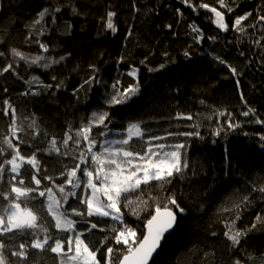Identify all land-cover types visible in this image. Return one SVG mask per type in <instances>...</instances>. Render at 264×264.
I'll list each match as a JSON object with an SVG mask.
<instances>
[{
    "label": "trees",
    "instance_id": "obj_1",
    "mask_svg": "<svg viewBox=\"0 0 264 264\" xmlns=\"http://www.w3.org/2000/svg\"><path fill=\"white\" fill-rule=\"evenodd\" d=\"M192 2L200 3L201 0ZM203 2L218 7L216 0ZM236 2L240 7L233 16L226 15V21L231 25L234 16L252 12L253 16L244 22V33L219 30L208 18L212 16L210 12L199 9L197 14L186 8L181 0H0V52L4 53L0 57V69L8 63H12L15 69L0 75V147L6 148L3 137L8 135V126L12 122L11 114L3 115L5 99L16 108V123L22 129L17 131L20 140L14 139L13 143L20 144L21 154L25 157L35 153L41 175L54 176L57 184L64 182L60 172L79 163V155L87 147L81 140L79 146L70 141L66 148L63 145L64 133L71 129L70 134L75 139L76 129L86 125L94 111L106 110L111 116L108 129L93 127L92 136L97 141L94 151L100 150V144L109 141V137L125 135L129 123H139L145 133L143 140L133 138L131 143L137 149L153 134L163 137L169 132L197 130L202 139L172 136L160 141L166 144L187 143V148L182 151L188 168L163 188L142 185L145 188L143 199L148 200L151 207L147 211L137 208V218L132 214V208H136L140 201L136 200L137 194H133L131 207L124 208L121 204L125 221L138 234L144 233L149 213L154 212L156 206L149 200V195L156 197L161 206L167 202L166 197L174 195L185 211L179 213L175 206L169 205L178 213L179 222L174 232L162 242L151 264H229L230 260L237 258L244 259L246 264H264L261 255L264 254V225H258L257 230L243 239L242 248L235 253L228 247L231 242L223 235L229 222L237 215L240 219L236 226L241 229L250 227L257 213L264 216V193L258 191L264 186V150L259 147L258 137L243 135L244 132H264V126L246 123L254 117L240 115L247 110L240 100L242 92L248 106L256 109L264 119V39H260L264 37V27L258 24L253 29L249 26L255 23L256 17L264 15L258 8L264 6V0ZM61 5L55 24L51 16L34 24L44 8L51 10ZM72 7H76L78 15L72 14ZM177 8L183 15L175 11ZM109 10L117 12L118 30L115 34L103 28L101 17L106 16ZM193 22L203 32L204 38L199 43L193 40L196 35L190 28ZM210 36L217 38L213 41L208 39ZM257 39H260V45L254 43ZM37 40L47 45L48 52L40 48L35 42ZM13 48L30 58L43 55L59 63H52L47 68L43 67L44 61L31 64L13 56ZM185 51L189 56L184 55ZM241 52L244 55H240ZM61 56L65 57L62 61ZM145 56L147 60L141 64ZM216 57L235 68L238 75L234 76ZM160 64L166 67L160 69ZM89 65L99 69L96 75L101 83L84 84L92 74ZM132 67L139 69V94L127 104L109 108L105 103L106 93L111 91L115 80L119 79L123 87L137 82L127 75ZM33 77L39 78L42 84L30 85L28 81ZM237 80L240 81L239 88ZM48 84L52 87L42 86ZM58 84L61 86L57 87ZM5 88L7 92L3 91ZM221 111L231 112L234 119L243 124L242 128L235 132L227 129L228 117L219 116L217 113ZM178 114L192 115L193 119H177ZM217 122L226 129L219 137L212 135ZM102 131L107 135L100 136L98 133ZM53 138L57 141L59 153L48 151ZM10 151L0 156V162L11 158ZM227 151H230V156H227ZM84 167L81 164V168ZM9 175L5 173L0 188L5 187ZM78 175L82 177V173L78 172ZM25 179L27 181L29 177ZM31 186L36 187L34 183ZM45 186L51 184L42 180L40 189ZM65 187L66 191L72 190L70 185ZM75 191L77 196H70L64 208L71 205L84 211L86 206L79 204L77 197L83 196L86 190L81 185ZM36 195L37 199L29 206L40 208L45 197ZM245 196L247 201L243 199ZM4 203L0 198V204ZM73 219L79 220V217ZM86 219L96 222L95 217ZM47 221L54 223L50 216ZM113 224L120 227L119 222L104 218V223L99 226L106 232L96 230L97 240L105 235L111 237L113 233L107 230ZM86 227L84 223L77 224L78 230ZM50 232L54 237L68 235L58 233L54 228ZM9 236L11 234H6L0 239L12 250H16L13 245L31 239L20 235L9 239ZM111 246L123 251L122 245L112 242ZM29 252L31 264H59L56 254L50 251L29 249ZM249 256L253 260H249ZM10 259L14 264H21L16 257Z\"/></svg>",
    "mask_w": 264,
    "mask_h": 264
},
{
    "label": "snow or ice",
    "instance_id": "obj_2",
    "mask_svg": "<svg viewBox=\"0 0 264 264\" xmlns=\"http://www.w3.org/2000/svg\"><path fill=\"white\" fill-rule=\"evenodd\" d=\"M181 2L186 8H190L197 14H199V9L210 12L212 16L208 18L219 30L225 32L237 31L244 33L246 31L244 22L253 16L252 12L236 15L232 19L231 25H229L226 21V15L233 16L236 9L240 7L236 0H216L218 7L203 2V0L200 3H193L192 0H181ZM132 6L133 8L136 7L135 4ZM61 8L62 5L55 6L51 10L44 8L38 13V19L34 21V24H39L46 16H51L52 23L55 24L56 14L61 12ZM258 8L259 11L264 12V6H258ZM71 11L73 15L79 14L76 7H72ZM175 11L183 15L179 8ZM116 17L117 12L112 10L107 11L106 16L101 17L104 30H110L113 34L117 32ZM261 22H264V15L256 17L255 23L249 26L253 29L258 24L264 27V23ZM66 27L70 29L71 25L66 24ZM167 27L171 29L172 25ZM190 28L196 34L193 36V40L199 43L204 38L203 32L195 22L190 25ZM40 34L43 35V30H41ZM128 35H131V31L128 32ZM216 38V36L208 37V39L213 41ZM260 39H264V37ZM260 39L255 40L254 43L260 45ZM35 42L39 43L40 48L44 52H48L49 49L46 44L40 43L38 40ZM11 53L13 56L19 57L20 60L31 64H38L40 61H44L43 67L45 68L52 63H59V61L46 58L43 55L30 58L15 48L11 49ZM184 55L186 57L189 56V52L185 51ZM240 55H244V53L241 52ZM2 56H4V53L0 52V57ZM64 59L65 57H60L61 61ZM216 59L221 64H225L234 76L238 75L237 70L228 65L226 61L219 57H216ZM146 60L147 56L140 63L144 64ZM165 67V64L159 65L160 69ZM89 68L92 70V74L84 81V84L91 86L94 82L101 83L96 75L99 69L95 65H89ZM157 70L149 69V71ZM10 71H15L12 63H8L0 69V75ZM138 73L139 69L136 67H132L127 72L128 76L137 80L135 84L123 87L119 79L111 84V91L106 93L105 98V103L109 108L127 104L139 94ZM28 83L30 85L33 83L42 84L37 77H33ZM61 84H58L57 87H60ZM236 84L239 88L240 81L237 80ZM42 86L44 88L52 87L51 84ZM80 87L83 88L84 85ZM3 91L7 92L8 90L5 88ZM76 91H79V89ZM36 94L38 95L39 93ZM240 100L247 109L241 112L240 115L254 117V119L250 118L246 123L264 126V119L260 117L256 109L248 106V101L242 92ZM201 103L204 102L201 101ZM3 105V115L8 116L11 114L12 122L8 126V135L3 137V143L6 148L0 147V156L11 150L8 152L11 158L0 162V182L4 181L6 172L10 173L5 187L0 188V198L6 202L0 204V237L11 234L9 239H14L17 235L30 237L31 239H25L24 242L13 245L16 250L9 248L8 244L3 239H0V264H14L10 257H16L21 264H31L29 249L40 250V252L50 251L56 254L59 264H102V262L103 264H150L153 254L160 249L162 242L167 239V236L174 232L179 222L178 213L173 211V208L169 207V205L175 206L179 213H184L185 209L180 206L174 195L166 197L167 202L163 206L157 201L156 197L149 195V200H152L156 206L154 212L149 213L150 218L146 220L145 233L138 234L137 230L125 221V213L121 211V204H123L124 208L131 207L134 203L131 197L133 194H137L136 200L140 201V204L136 208H132V214L139 218V211H147L151 205L148 200L143 199L145 188L141 186L163 188L164 185L171 184L174 177L182 175L184 169L188 168L187 160L184 159V152L182 151L187 148V143L166 144L160 141H166L168 137L172 136L199 137L202 139L200 132L197 130L169 132L167 136L163 137L153 134L141 143L140 148L137 149L131 142L133 138L143 140L145 133L139 123H129L125 130L126 138L104 141L100 144V150L94 151L97 147V141L92 136L93 127L99 128L103 126L104 129H108V125L111 123L109 111H94L88 123L76 129L75 139L70 134L71 129L64 133L63 145L66 148L70 141L79 146L81 140L86 142L87 147L86 151H81L79 163L75 164L73 168L60 172V175L64 177V182L57 184L54 176L46 173L41 175L40 163L35 153L30 157H25L21 154L20 144L13 143L14 139L20 140V137L17 136V131L22 129L16 123V108L12 106L8 99L3 101ZM217 114L219 116L227 115V129L235 132L237 129L242 128L243 124L237 122L231 112L221 111ZM208 118L211 119V117ZM177 119L192 120L193 117L192 115L184 116L183 114H178ZM217 123L218 126L213 129L212 135L219 137L226 132V129L224 125ZM98 134L100 136L107 135L103 131ZM243 135H255L258 137L259 147L264 150V132L257 131L255 134L244 132ZM213 142L215 143V141ZM106 144L109 146H105ZM112 145L118 146L112 147ZM48 151L60 152L55 138L50 141ZM227 156H230V151H227ZM81 164L85 165V167L81 168ZM6 165L8 166L7 168L5 167ZM26 165L29 167H26ZM78 172L82 173V177L78 175ZM25 177H29V179L26 181ZM42 180L49 181L51 186H45L41 190ZM152 182L156 183L153 184ZM33 183L36 187L31 186ZM66 185H70L72 190L66 191ZM81 185H83L86 193L83 196H78L77 199L79 204L86 206L85 210L81 211L78 207L71 205H69L68 209H65L64 205L68 204L69 197L77 196L75 189L80 188ZM253 190L255 191L256 189ZM258 191L264 193V186H261ZM36 194L39 197H45L40 208H36L35 205L29 206L32 201L37 199ZM243 199L247 201L248 197L245 196ZM137 208H139V211H137ZM48 216L51 217L54 223L47 221ZM73 217H79V220L73 219ZM86 217H95L96 222H89ZM104 218L119 222L120 227L117 228L113 224L107 230L113 235L111 237L105 235L102 239L97 240L95 236L96 230L101 233L106 232L105 228L99 226L104 223ZM239 219L240 216L237 215L235 219L231 220L227 225V231L223 233L231 242L228 247L231 248L233 253L242 248V240L246 239L253 230H257L258 225H264V216L259 213L256 214L255 220L250 227L238 228L236 222ZM78 223H84L87 226L86 229L78 230ZM51 228H54L58 233H67L68 235L54 237L50 232ZM41 233H43V236H41ZM213 235L215 236L216 233H213ZM112 242L116 245H122L123 251L114 249L111 246ZM65 246H67L66 249ZM102 248H105L106 251L102 252ZM98 253L100 254L99 258ZM261 255L264 257V254ZM248 259L253 260V257L249 256ZM229 264H246V261L237 258L230 260Z\"/></svg>",
    "mask_w": 264,
    "mask_h": 264
},
{
    "label": "rangeland",
    "instance_id": "obj_3",
    "mask_svg": "<svg viewBox=\"0 0 264 264\" xmlns=\"http://www.w3.org/2000/svg\"><path fill=\"white\" fill-rule=\"evenodd\" d=\"M109 137V136H108ZM123 138H126V134L125 135H121V136H117V137H109L108 140L111 141V140H120V139H123ZM118 145H112V147H116Z\"/></svg>",
    "mask_w": 264,
    "mask_h": 264
},
{
    "label": "water",
    "instance_id": "obj_4",
    "mask_svg": "<svg viewBox=\"0 0 264 264\" xmlns=\"http://www.w3.org/2000/svg\"><path fill=\"white\" fill-rule=\"evenodd\" d=\"M145 224H146V223H145ZM144 228H145V225H144ZM145 231H146V229H145ZM145 231H144V233H145ZM159 250H160V249H158V251H159ZM158 251H157V252H158ZM157 252L153 254V257H152L151 261L153 260L154 256L157 254ZM151 261H150V264H151Z\"/></svg>",
    "mask_w": 264,
    "mask_h": 264
}]
</instances>
